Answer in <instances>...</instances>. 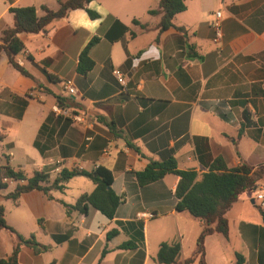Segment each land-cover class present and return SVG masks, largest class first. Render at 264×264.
Returning <instances> with one entry per match:
<instances>
[{"label": "crops", "instance_id": "crops-1", "mask_svg": "<svg viewBox=\"0 0 264 264\" xmlns=\"http://www.w3.org/2000/svg\"><path fill=\"white\" fill-rule=\"evenodd\" d=\"M159 1L95 0L89 8L97 19L78 9L46 33L20 34L25 49L17 61L29 76L2 52L0 162L28 177L46 171L51 181L63 169L93 172L102 166L112 172V189L123 199L113 219L92 207L67 213L64 203L75 205L95 189L91 180L76 176L64 192L53 191V198L33 190L17 202L3 200L7 224L49 247L37 255L21 246L20 264H160L156 257L165 242L181 243L184 264L196 251L204 223L177 211L180 177L168 173L140 184L135 173L170 158L198 175L218 162L226 169L242 161L264 165V0H187L174 20L184 31L159 30L161 16L148 13ZM29 6L41 16L42 6L57 10L59 0H0V36L14 24L10 8ZM218 11L220 43L212 29ZM95 37V66L82 75L79 56ZM190 46L198 58H190ZM114 69L123 73V84ZM67 80L77 94L64 89ZM56 106L66 112L55 113ZM8 183L3 194L27 182ZM260 207L255 189L240 196L226 214L228 236L206 238L208 264H236L237 255L243 264H264ZM115 229L118 235L108 240ZM17 241L10 231L0 232V261Z\"/></svg>", "mask_w": 264, "mask_h": 264}, {"label": "trees", "instance_id": "trees-1", "mask_svg": "<svg viewBox=\"0 0 264 264\" xmlns=\"http://www.w3.org/2000/svg\"><path fill=\"white\" fill-rule=\"evenodd\" d=\"M95 0H59L57 10H52L47 6H42L43 14L38 15L37 9L29 7H11L10 13L13 15L14 24L12 27L3 30L0 36V56L5 52L10 64L19 72L29 76L24 67H22L17 57L24 49V43L19 38L20 34H38L46 33L49 26L56 20L67 17L70 11L83 9L92 19L99 18V14L89 8V4ZM187 0H160L156 9L149 10L153 16H161L158 28L160 31L168 28H178L184 31V28L177 27L174 23L177 14L187 9ZM134 24H140L134 20ZM144 27V26H143ZM95 37L79 56L77 70L80 74L86 75L90 72L95 62L90 56L93 46L99 42ZM190 58H198L194 53V47H189ZM192 52V53H191ZM5 135L0 132V141ZM172 173L180 177L176 189L177 204L176 209L179 212H188L194 218L204 223L202 232L197 240L195 253L185 259L184 264H208L206 261V238L214 233H221L228 236L229 224L226 217L227 212L239 200L240 196L248 191H253L259 186H264V165L253 167L242 161L240 165L233 169H226L219 162L214 164L208 172L198 175L192 170H181L178 168L176 160L173 158L164 162H151L142 172L135 173L140 184H146L160 180L165 174ZM76 176H84L91 180L95 189L91 193L81 195L75 205L64 203L67 213L75 210L80 213H86L89 207L100 211L109 219L116 216L117 209L122 203V197L118 196L112 189L114 176L112 172L105 167H98L93 172L74 169L61 170L51 181L50 174L46 171H37L33 176H26L24 172L17 170L9 163L0 162V232L8 230L17 237V244L11 255L0 261V264H20L19 256L21 246L26 245L37 255L44 254L49 247L39 243L34 236L24 238L19 235L11 226L7 224L5 218V208L3 200H13L17 202L23 193L33 190L43 191L49 198H53V191L64 192L67 183ZM5 180L26 181L25 185L18 184L14 191L3 194L8 188V182ZM259 212L264 222V210L260 207ZM115 229L107 234V239L111 240L118 235ZM129 244H124L121 248H128ZM106 254V250L103 252ZM182 246L180 242L172 244L162 243L156 257L160 264H182ZM237 263L243 264L244 258L237 255Z\"/></svg>", "mask_w": 264, "mask_h": 264}, {"label": "built area", "instance_id": "built-area-1", "mask_svg": "<svg viewBox=\"0 0 264 264\" xmlns=\"http://www.w3.org/2000/svg\"><path fill=\"white\" fill-rule=\"evenodd\" d=\"M221 20H222V13L220 11H218L215 13V20L212 23V29H213L214 34H215L214 35V42H216V43H220L223 39ZM113 74L120 84L124 83V75L120 69H114ZM64 89L70 94H77L76 86L72 80H67L64 82ZM54 111H55V113H57L59 115L66 112V110L64 108H62L61 106H56ZM73 119L77 122L83 121V118L80 116H77V115L73 116ZM5 181L9 182L12 180H5ZM256 193L259 196V198L261 199V204L264 205V190H263V188H257ZM139 216L140 217H153L152 214H140Z\"/></svg>", "mask_w": 264, "mask_h": 264}, {"label": "rangeland", "instance_id": "rangeland-1", "mask_svg": "<svg viewBox=\"0 0 264 264\" xmlns=\"http://www.w3.org/2000/svg\"><path fill=\"white\" fill-rule=\"evenodd\" d=\"M76 191V189L74 188V189H70V190H68V193H73V192H75Z\"/></svg>", "mask_w": 264, "mask_h": 264}, {"label": "water", "instance_id": "water-1", "mask_svg": "<svg viewBox=\"0 0 264 264\" xmlns=\"http://www.w3.org/2000/svg\"><path fill=\"white\" fill-rule=\"evenodd\" d=\"M257 188H255V190H256Z\"/></svg>", "mask_w": 264, "mask_h": 264}]
</instances>
